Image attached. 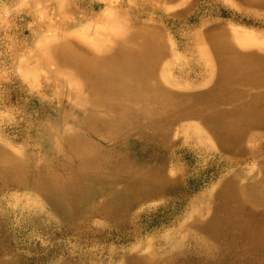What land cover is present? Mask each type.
Here are the masks:
<instances>
[{"label": "bare ground", "instance_id": "bare-ground-1", "mask_svg": "<svg viewBox=\"0 0 264 264\" xmlns=\"http://www.w3.org/2000/svg\"><path fill=\"white\" fill-rule=\"evenodd\" d=\"M139 1L125 14L135 7L145 20L103 17L95 35L51 46L66 67L54 71L58 101L24 133L37 136L33 147L0 143V264H264V38L190 7L169 16L158 13L163 0ZM237 1L264 9V0ZM182 19L196 29L176 32L179 52L163 22ZM193 121L205 135L190 132ZM209 139L233 154V169L197 193L199 167L191 174L181 155L209 151ZM179 211L177 230L132 251L112 240L139 242L146 220ZM65 235L82 248L45 240Z\"/></svg>", "mask_w": 264, "mask_h": 264}, {"label": "rangeland", "instance_id": "rangeland-1", "mask_svg": "<svg viewBox=\"0 0 264 264\" xmlns=\"http://www.w3.org/2000/svg\"><path fill=\"white\" fill-rule=\"evenodd\" d=\"M236 1L178 0L167 2L163 0L157 4H159L158 13L163 11L161 9L163 8L169 16L174 15L178 9L190 7L192 15L199 12L198 14L207 22L218 20L231 29L247 32L248 40L257 43L259 37L264 38V35H260L264 34V9L244 10ZM130 2L138 7L140 1L0 0L1 144L19 153H23L26 148L33 147L37 136L30 137L24 133L34 132L38 127L41 128L45 117L50 116L51 109L58 101L56 94L63 86V81L55 77L54 71L60 66L56 64L57 59L49 57L51 46L61 42L66 36L95 35L102 28L97 23L103 17L114 20L117 17L134 16L145 20V16L138 14L139 7L138 11H135L134 7V10H128L130 12L125 14ZM163 23L165 32L171 41V48H178L179 52H184L185 45L175 37V34L189 30L193 32L196 28L189 24H193V21L188 22L182 19L178 20L176 25ZM183 55L184 60H187L189 56L185 53ZM60 68L63 71L66 70L65 66ZM186 82L190 86L196 84L193 81ZM190 132L194 136L205 135L197 121L192 122ZM209 143L211 147L207 152L192 148L190 152L181 155L183 165L185 167L190 165L192 168L191 174H194L195 167L197 169L199 167L198 182L195 186L191 185L197 193L218 188L219 180L233 169L226 164L230 158H233V154H222L212 140L209 139ZM152 206L156 209L162 208L160 203H154ZM178 208L177 205H170L167 215L177 216ZM178 213L180 217H174L169 221H159V218L146 220L144 224H141L144 226V234L139 238V242L130 243V239L122 236L112 240H121L118 250L128 248L132 251L133 244H140L149 238L161 237L177 230L181 219L184 218L180 211ZM45 240L54 242V245L60 244L66 247L70 253L76 248H82V243L70 235L58 236L52 240L47 237Z\"/></svg>", "mask_w": 264, "mask_h": 264}]
</instances>
